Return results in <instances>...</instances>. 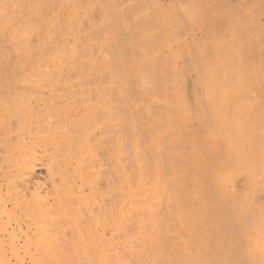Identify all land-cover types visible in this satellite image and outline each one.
Here are the masks:
<instances>
[{
	"label": "bare ground",
	"instance_id": "bare-ground-1",
	"mask_svg": "<svg viewBox=\"0 0 264 264\" xmlns=\"http://www.w3.org/2000/svg\"><path fill=\"white\" fill-rule=\"evenodd\" d=\"M0 135L31 264H264V0H0Z\"/></svg>",
	"mask_w": 264,
	"mask_h": 264
},
{
	"label": "rangeland",
	"instance_id": "rangeland-1",
	"mask_svg": "<svg viewBox=\"0 0 264 264\" xmlns=\"http://www.w3.org/2000/svg\"><path fill=\"white\" fill-rule=\"evenodd\" d=\"M13 96V97H12ZM26 96H27V99H26ZM26 96H23V98H25V100L27 101V103H29V99L31 98L28 94L26 95ZM11 98H9V97H2L1 99L3 100V101H7V102H4V103H2V104H5V105H8V106H10L11 104H10V102L13 100L14 102H15V100L17 99V102H19L20 101V99H22V96H19V95H17V96H15V95H11L10 96ZM21 97V98H20ZM30 97V98H29ZM9 98V99H8ZM12 99V100H11ZM32 99V98H31ZM9 100H11L10 102H9ZM22 100H24V99H22ZM193 99H191V101H192ZM32 101V100H31ZM190 101V102H191ZM9 102V103H8ZM14 102H13V105H12V107L14 108L15 106L17 107L18 105H17V103H16V105H14ZM24 102V101H23ZM193 102V101H192ZM191 102V103H192ZM19 103H21V101L19 102ZM27 103H24L25 105L27 104ZM29 104H31V102L29 103ZM28 105V104H27ZM20 106H22V105H20ZM11 106H10V108H12ZM192 112V111H191ZM11 118H14V116L12 117V116H10ZM10 117H7L8 119V121H10L11 119H10ZM10 119V120H9ZM8 121H7V123H8ZM13 122H15V120L13 121ZM12 122V124H10V128H9V132H11V133H7V137L8 138H10V139H8V138H6V139H8L9 140V142L8 141H6V142H2L1 141V143H0V149H1V147H5V146H3L4 145V143H7V144H9L10 142H11V140L13 139V142H14V137H12V136H14V135H16V134H19L18 136H20L21 135V137L23 136V137H25L23 134H24V130H25V128L26 127H29V128H31L32 127V123H29V122H27V123H23V122H21V124H20V127H18L17 126V124L15 125L14 123ZM3 123H6L5 121L3 122ZM6 123V124H7ZM17 126L16 127V129H14L15 128V126ZM25 125H27L26 127H24ZM31 126V127H30ZM22 127H24V130H21V129H23ZM11 129V130H10ZM20 129V130H19ZM32 129V128H31ZM15 130V131H14ZM19 130V131H18ZM13 131H14V133H13ZM30 131H33V129L32 130H30ZM30 131H29V129H28V132H26V134L28 133V135H26V137H25V141H28L27 139V136L30 138V140H32V137H30L32 134H33V132H31L30 133ZM21 132H23L22 134H20ZM30 134V135H29ZM12 137V138H11ZM22 137V138H23ZM20 138V137H19ZM19 138H16V139H19ZM0 139L1 140H3V136L2 135H0ZM23 140H24V138H23ZM16 141V140H15ZM14 143H16V142H14ZM12 144V143H11ZM10 144V145H11ZM6 145V144H5ZM30 145H32L30 148H29V150H28V152H30L31 154H30V156H29V158H28V160L26 159L24 162H25V164H23L22 163V165H21V163L20 162H23V161H21V160H18L17 158H13L12 156H10L11 158H13V160L15 159V161L12 163V164H10V159H7V158H5V160H0V189H2V190H0V200H2V201H0V205H2L1 207H4V206H6L5 208H6V211L5 212H7V213H3V214H1V218L4 220V221H6V224H7V226H8V230L9 231H11V233H13V235H14V238H12V241H13V244H15L16 245V248H17V251H18V256H16L15 255V253L14 252H12V251H10V249H8L9 248V243H10V240H5V242H4V244L2 245L3 247H4V254L6 255V257H4L2 254V256L4 257H2V258H0V263L1 264H31V261H30V259L28 258V254L26 253L27 251H28V249H29V245H28V243H24V241L25 240H29L28 238H30V236H31V232H32V228H31V225H29V223L31 222V218H30V213H28L27 211H28V207H29V210H30V206H32V202L29 200V198H31L32 197V195L34 196V194L37 192V189L35 190L34 189V187H32V183H30L29 185H27V183L25 184V187L24 186H22L24 183H25V181L24 180H22V179H20V177L18 176V174H20L23 170H20V171H18L19 169L18 168H28L29 166L28 165H30V164H32V163H34V162H37L38 161V158L39 157H41L42 155H39V152L41 153L42 151H43V149H41V148H38L37 146H38V143H33L32 141H31V144ZM35 145H37V146H35ZM7 147V146H6ZM39 147H41V144H40V146ZM13 149V151H14V146L12 147V145L9 147V149ZM33 150H32V149ZM43 148V147H42ZM6 149V148H5ZM5 149L4 148H2L1 150H3V153H4V151H5ZM8 149V150H9ZM34 150H37V151H39V152H37V153H35V151ZM11 151V153H12V150H10ZM10 151H8L9 153H10ZM7 152V153H8ZM2 152H1V154H3ZM14 153V152H13ZM43 153V152H42ZM41 153V154H42ZM16 153H14L13 154V156L15 155ZM37 154V155H36ZM38 156V157H37ZM10 157H8V158H10ZM36 157H37V159H36ZM9 160V162L8 163H6V161L7 160ZM12 160V161H13ZM16 160H18L19 161V163H18V161L16 162ZM31 162V163H30ZM6 163V164H5ZM19 165H18V164ZM27 164V165H26ZM16 166V167H15ZM11 171V173L8 175L7 173H8V171ZM7 171V172H6ZM42 171H44L45 172V170L44 169H42ZM44 172H41V169L38 171H36V178L35 179H37L38 177H42L43 175H42V173H44ZM15 173V175H13ZM6 174L8 175V178H9V176L10 175H13V177L15 176V179L13 178L12 179V176H10V179H8V178H6ZM3 175V176H2ZM2 178V179H1ZM12 180V181H8V180ZM20 179V180H19ZM40 179V178H39ZM40 181H41V179H40ZM1 182L3 183V184H1ZM15 184H16V186H17V188L18 189H16V190H12V188H14V186H15ZM21 185V186H20ZM35 185L37 186V188H39L40 186H38L37 184H36V182H35ZM15 186V187H16ZM29 186V187H28ZM23 187V188H22ZM31 187V188H30ZM34 189V193L32 192V190ZM41 188H42V186H41ZM15 189V188H14ZM6 190H8V192L6 191ZM17 190H18V192H17ZM2 191V192H1ZM13 191V192H12ZM20 191V192H19ZM36 191V192H35ZM3 192H4V194H3ZM16 192V193H15ZM22 192V193H21ZM29 192V193H28ZM12 193V194H11ZM18 193H20L21 195H22V199L19 201V198L17 199V197L19 196H21L20 194H18ZM30 194H32V195H30ZM23 195L25 196V198H26V200L30 203L29 204V206H27V201L24 199V197H23ZM13 196H15L14 197V199H13ZM8 197V198H7ZM29 197V198H28ZM7 198V200H4V199H6ZM21 198V197H20ZM13 200L15 201V202H13ZM23 201H24V203L26 202V206L27 207H25V205H24V203H23ZM4 202H6V203H4ZM18 202V203H17ZM2 203V204H1ZM12 203H13V205H12ZM22 207V209H23V205H24V211L27 209V211L24 213L23 212V210L21 209V207L19 206V205ZM21 204H23V205H21ZM0 207V208H1ZM15 207V208H14ZM19 208V209H18ZM26 208V209H25ZM13 209V210H12ZM11 210V211H10ZM16 210H17V212H16ZM17 213V214H16ZM22 213V214H21ZM4 215V216H3ZM21 215H23V216H21ZM10 217V218H9ZM17 218V219H16ZM11 220L13 221V222H11ZM16 220V221H15ZM25 220V221H24ZM17 222V223H16ZM12 224H13V226H12ZM17 224V225H16ZM17 228V229H16ZM24 228V229H23ZM31 232H30V231ZM23 231H27V233L29 234L28 236H27V238H26V236H24L23 235ZM18 232V233H17ZM21 232V233H20ZM59 234V233H58ZM17 235V236H16ZM20 235H22V237H20ZM67 235V234H66ZM62 236V238L64 239H66V237L67 236ZM16 236V237H15ZM24 236V237H23ZM20 237V238H19ZM60 238H61V235H60ZM68 239H70L69 237H67ZM21 239V240H20ZM58 239H59V237H58ZM63 239H60V240H58V241H60V242H63L62 240ZM64 239V240H65ZM76 240V239H75ZM15 241V242H14ZM17 242V243H16ZM23 242V243H22ZM6 243V244H5ZM19 243V244H18ZM22 244V245H21ZM25 244V245H24ZM23 246V247H22ZM25 246V247H24ZM6 247H8V248H6ZM19 248H20V250H19ZM24 250H26V252L24 251ZM23 252V253H22ZM1 253V252H0ZM11 254H12V256H11ZM8 255V256H7ZM24 255V256H23ZM22 256V257H21ZM12 257V258H11ZM15 258H16V260H15ZM12 259V260H11ZM28 260V262H25V261H27ZM6 260V261H5ZM9 260V261H8ZM18 261H19V263H18ZM79 261V260H78ZM22 262V263H21ZM77 263V262H76ZM81 262H78V264H80Z\"/></svg>",
	"mask_w": 264,
	"mask_h": 264
}]
</instances>
